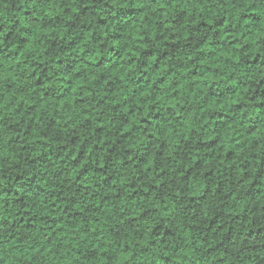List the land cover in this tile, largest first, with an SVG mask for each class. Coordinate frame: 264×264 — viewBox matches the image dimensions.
<instances>
[{"label": "clouds", "instance_id": "9594fccd", "mask_svg": "<svg viewBox=\"0 0 264 264\" xmlns=\"http://www.w3.org/2000/svg\"><path fill=\"white\" fill-rule=\"evenodd\" d=\"M0 264H264V0H0Z\"/></svg>", "mask_w": 264, "mask_h": 264}]
</instances>
